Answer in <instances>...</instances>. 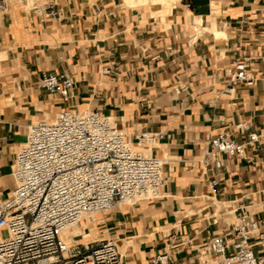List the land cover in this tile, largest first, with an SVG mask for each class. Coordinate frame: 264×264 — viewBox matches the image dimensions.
Listing matches in <instances>:
<instances>
[{"label": "crops", "instance_id": "crops-1", "mask_svg": "<svg viewBox=\"0 0 264 264\" xmlns=\"http://www.w3.org/2000/svg\"><path fill=\"white\" fill-rule=\"evenodd\" d=\"M122 3L53 0L51 16L10 4L0 16V200L15 190L14 163L34 124L64 110L99 111L133 145L143 131L165 136L151 148L164 160L161 198L103 218L123 264L164 253L169 264H202L212 238L233 242L241 215L264 226V0ZM240 59L256 83L228 93ZM49 74L71 77L73 97L41 89ZM221 134L246 151L218 169L209 142Z\"/></svg>", "mask_w": 264, "mask_h": 264}, {"label": "built area", "instance_id": "built-area-1", "mask_svg": "<svg viewBox=\"0 0 264 264\" xmlns=\"http://www.w3.org/2000/svg\"><path fill=\"white\" fill-rule=\"evenodd\" d=\"M9 1L0 0L1 14ZM42 10L53 15L49 4ZM103 73L111 69L105 67ZM255 83L247 62L234 61L226 91ZM39 85L63 100L72 98L75 88L71 77L56 74L44 76ZM164 138L160 132L143 131L133 145L115 120L99 111L64 110L52 121L34 124L14 163L15 190L0 200V264H123L117 241L108 232H103L107 238L86 244H70L64 234L85 216L161 198L164 160L153 156L151 148ZM257 139L251 135L249 143ZM245 151V144L225 134L209 142L218 169L224 157L241 158ZM210 185L215 190L219 183L214 179ZM233 234V242L212 238L202 264H264V226L241 215ZM169 261L164 253L151 264Z\"/></svg>", "mask_w": 264, "mask_h": 264}, {"label": "rangeland", "instance_id": "rangeland-1", "mask_svg": "<svg viewBox=\"0 0 264 264\" xmlns=\"http://www.w3.org/2000/svg\"><path fill=\"white\" fill-rule=\"evenodd\" d=\"M53 0H27L26 3H28L27 5H25L23 3L22 0H10L9 1V4H16L18 5L19 7H21L22 9L26 10V11H31L32 9L36 8V7H39V8H44V6L46 4H48L49 2H51ZM122 2V0H121ZM123 4V3H122ZM125 6V5H124ZM127 7V5L125 6ZM129 9H134V10H138L140 8H135V7H127ZM146 9L148 8H153V9H156V8H160V6H146L145 7ZM0 16H2V14L0 13ZM107 215V214H106ZM106 215H94L93 217H95L97 219V221L95 223H93L92 225H89L87 229H85L82 234L80 233L77 237H80L82 236L83 237V234H92L89 238H88V242L89 241H92V240H100V239H104V238H107V236L105 234H103V229H101V226L102 224L104 223L103 221V218L106 216ZM100 220H102V223L100 222ZM83 224H81V227H82ZM94 234V236H93ZM3 237L4 238H7L8 237V234L7 232H3ZM76 240H81V239H77L75 237ZM84 239V238H83ZM87 242V243H88Z\"/></svg>", "mask_w": 264, "mask_h": 264}, {"label": "bare ground", "instance_id": "bare-ground-1", "mask_svg": "<svg viewBox=\"0 0 264 264\" xmlns=\"http://www.w3.org/2000/svg\"><path fill=\"white\" fill-rule=\"evenodd\" d=\"M22 1L23 3H26L27 0H22ZM122 1L128 7H140V6H149V5L150 6H156V5L164 6L167 1H172V0H122ZM93 216H85L78 226L71 228L65 232L64 235L66 236L70 244H86L88 242V238L92 234H88V233L83 234L84 239L82 240H76L75 237H77L80 233L82 234V232L85 229H87L89 225H92L93 223L97 221V219ZM81 224H83L82 227H81Z\"/></svg>", "mask_w": 264, "mask_h": 264}]
</instances>
